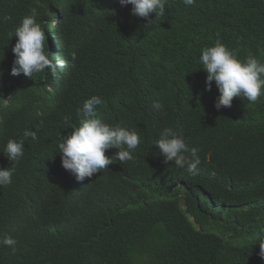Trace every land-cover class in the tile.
<instances>
[{
    "label": "trees",
    "instance_id": "16d2710c",
    "mask_svg": "<svg viewBox=\"0 0 264 264\" xmlns=\"http://www.w3.org/2000/svg\"><path fill=\"white\" fill-rule=\"evenodd\" d=\"M131 7L115 0H0V168L11 167L2 153L7 140L25 143L11 185L0 187V236L22 221L42 219V212L46 224L34 221L36 238L20 230L22 251L6 261L0 255V264H264L258 255L264 101L234 97L231 107L217 110L218 89L213 82L205 90L207 74L199 63L217 33L239 59L251 53L264 60V0H195L190 7L169 0L165 16L152 25L132 15ZM31 8L39 12L46 51L68 60L75 52V68L11 75L17 38L9 40L8 33ZM92 95L103 98L97 110L107 123L140 134L138 162L149 149L164 167L153 141L170 127L199 149V173L178 169L180 190L174 184L165 190L169 200L156 203V174L136 170L122 180L114 178L111 164L70 208L65 194L50 192L56 181L66 182L58 178L62 164L53 160L61 157L60 137L78 123L77 108ZM154 101L163 109L153 110ZM26 129L38 139H25ZM141 186L139 207L133 195Z\"/></svg>",
    "mask_w": 264,
    "mask_h": 264
},
{
    "label": "clouds",
    "instance_id": "9594fccd",
    "mask_svg": "<svg viewBox=\"0 0 264 264\" xmlns=\"http://www.w3.org/2000/svg\"><path fill=\"white\" fill-rule=\"evenodd\" d=\"M121 6L131 5V13L134 16L147 20L146 25H152L156 20L165 16L166 5L169 0H115ZM186 7L195 4V0H183ZM98 5V4H97ZM155 14V19H151V14ZM39 12L37 8H31L30 14L25 15L14 31L8 33L11 40L15 36L16 42L11 51L14 54L11 75L17 76L21 73L27 77H33L34 74L46 73L47 70L56 74L57 67L60 69L75 68L76 53H71V60L56 56L46 51L47 38L43 27L37 22ZM8 20L10 17H3ZM133 34V33H131ZM103 38V34H102ZM104 43L111 44L103 38ZM260 54L264 56V49H259ZM51 57V58H50ZM55 60V64H53ZM201 68L206 72L205 85L207 91H211L213 82L218 89L219 95L215 101V108L231 107L233 98L239 97L247 100L250 104H256L264 101V60L258 59L255 55L249 53L246 58L239 59L235 50L229 49L225 45L220 34L212 46H206L199 55ZM50 76V75H49ZM33 80V79H32ZM28 80L30 84L33 82ZM9 98L5 100L8 102ZM104 100L99 95H92L83 101L76 110L77 124H71L69 128L72 131L67 136H61L58 142V153L61 154L54 163L62 164V169L58 178L66 180L56 181L55 188L50 192L65 194L69 207L74 206V200L87 192L91 182L102 174L101 170L114 164V178L124 180L125 173L149 172L156 174L155 186L158 187V193L155 202L167 200L165 190L174 186L173 190H180L181 184L177 183L178 169H184L191 175L199 173L198 166L201 164L199 149L189 147L185 141L183 132H177L170 127L160 130L158 138L153 141L162 165L160 167L154 151L146 153L143 151V160H136V150L142 143L140 134L135 129H129L122 124L110 125L98 113V106L103 105ZM163 104L154 101L152 109L160 111ZM71 117L65 116L64 123L70 124ZM43 126V121H40ZM37 129V130H38ZM25 139L31 138L37 140V132L25 130L23 133ZM24 140L8 139L2 153L11 162V167L0 168V187L11 185L12 177L16 170V164L24 156ZM109 149L118 150L112 156H107ZM146 153V154H145ZM209 155L207 158L209 159ZM133 167L131 170H126ZM148 190L153 187V183L147 180ZM144 189L141 186L135 189L133 200H137L139 207ZM169 200V199H168ZM167 200V201H168ZM180 206V205H179ZM182 208L185 209L182 204ZM39 210V209H38ZM41 211V210H39ZM38 216L31 221H22L19 227H13L8 230L5 236H0V255L2 260L6 261L9 256L16 257L23 249V242L17 235L20 230L31 231V235L36 238L34 221L45 224ZM25 231V230H24ZM27 234V232H25ZM29 234V235H30ZM259 257L264 259V239H260Z\"/></svg>",
    "mask_w": 264,
    "mask_h": 264
}]
</instances>
